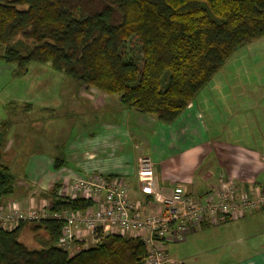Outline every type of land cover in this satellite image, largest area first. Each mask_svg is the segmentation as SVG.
Returning a JSON list of instances; mask_svg holds the SVG:
<instances>
[{
    "label": "trees",
    "instance_id": "trees-1",
    "mask_svg": "<svg viewBox=\"0 0 264 264\" xmlns=\"http://www.w3.org/2000/svg\"><path fill=\"white\" fill-rule=\"evenodd\" d=\"M263 37L264 0H0V60L14 65L17 77L30 64L48 65L168 125L237 50ZM15 188L0 163V204L13 201ZM60 188L41 194L51 211L91 207V201L58 196ZM25 226L45 233L39 249L20 241ZM62 228L52 219L0 228V264H144L142 241L119 234L97 232L94 244L79 243L70 255L57 247Z\"/></svg>",
    "mask_w": 264,
    "mask_h": 264
},
{
    "label": "crops",
    "instance_id": "crops-1",
    "mask_svg": "<svg viewBox=\"0 0 264 264\" xmlns=\"http://www.w3.org/2000/svg\"><path fill=\"white\" fill-rule=\"evenodd\" d=\"M48 68L50 69V67ZM36 69L37 71H33L34 73L28 75L27 72L21 77L26 80V83L23 84L24 87L20 96L15 97L19 104H24V110L31 111L36 107L50 110L61 108V106H66L65 111L69 109L71 111L80 110L82 105L78 99L69 97L67 99L68 103L64 101L65 99L63 100V97L72 90L71 86L62 83L63 88L61 90L63 91L60 94L58 92L60 89L59 84L67 79L66 77L56 72L52 73L45 68ZM80 89L82 100L84 96L91 100L93 110L119 109L118 97L117 99H111L108 97L110 95H103V98H99L97 92L85 89L82 86ZM64 90H66V93H64ZM89 90L90 92H88ZM85 92H88V94H85ZM83 102L85 101L83 100ZM195 107L198 119L202 121L198 105L192 100L173 124H163L156 121L152 116L140 115L133 110H126L121 107L120 120H117L116 126L109 127V125H105L97 129L90 128L85 132L86 139H93L92 142L95 139H106L105 142L111 144L117 152L123 150V146L127 141L126 148L132 150L131 161L123 159V166L120 165L121 169L116 170L118 166L116 165L103 176L121 178L129 188L131 200L134 203L142 204V207L146 209L151 208L149 203L153 201V198L142 194L138 188L137 170L138 160L141 157L151 158L149 159L153 164L154 189L160 196H169L176 191L188 195L203 196L224 185H233L246 192L251 190L259 193L264 190V109H260L258 114L255 111L251 113L255 124H247L245 128L240 129L239 133L237 129L231 128L228 130L227 136L226 132L222 133L220 126H218L219 132L213 131V136L210 138L203 121L193 124L192 128L195 129L193 131L196 132L197 139L175 147L177 139L173 138L177 136L176 133L178 132L189 131V127H191L189 124L192 122L193 117L192 111ZM231 117L238 118L236 113ZM183 118L186 125L179 131L174 124L180 120L182 122ZM193 120H196V118ZM130 123H132L133 131L128 127ZM165 125L168 127H165ZM6 126V129H8L7 137L10 138L14 134L13 132L18 134L12 118L8 120ZM172 126L175 129L171 130ZM25 128L24 122L21 123L18 128L19 134L27 136L28 130H25ZM163 128L167 131L164 130L163 132ZM126 129L127 132H125ZM126 133L127 138H125ZM12 144L9 140L10 147L6 151H10ZM89 149H93L92 143H90V147H86V150ZM104 151L108 153L109 149L106 150L105 148ZM50 166L52 167V162H50ZM90 174L96 173H86L83 178ZM61 177H63L62 174H55L50 178L44 177L39 182L34 183L32 180L29 184L25 181H17L15 192L20 190L29 193L30 188L40 191L44 190L46 188L45 184L49 182L53 187L58 180L60 181L58 184L62 186L71 181H61ZM30 200H32L31 195L26 198H19L16 201L23 206L25 201ZM209 228L211 229L209 230ZM207 230H209V235L212 234L213 236V248L211 246L207 248L210 241L200 242L202 240L200 238L206 234ZM87 243L94 244L90 237H87ZM169 244L172 246L181 244L180 248L183 249V252L188 247L192 248L193 252L190 255L176 261L179 264H264V206L257 212L237 220L223 222L215 228L202 225L188 233L182 242ZM219 248L223 250L219 259L205 257L206 254L214 253L210 251L211 249L216 251ZM218 251L220 252V250ZM201 256L205 258H201Z\"/></svg>",
    "mask_w": 264,
    "mask_h": 264
},
{
    "label": "rangeland",
    "instance_id": "rangeland-1",
    "mask_svg": "<svg viewBox=\"0 0 264 264\" xmlns=\"http://www.w3.org/2000/svg\"><path fill=\"white\" fill-rule=\"evenodd\" d=\"M3 49L0 47V54ZM48 65L30 64L28 66V75L37 71L36 68H45L53 72L47 67ZM16 68L14 65L7 64L0 60V133H4L0 141V163L3 164L9 173L17 181H25L29 184L30 181L39 182L44 177L50 178L55 174H62L61 181L72 180L75 178H83L86 173H96L106 175L108 170L116 165L117 169L123 166L122 160L131 161L130 156L132 150L127 147V141L123 146V150L118 152L112 148L111 144L105 142L106 139H86L85 132L90 128H100L105 125L116 126L117 120L120 118L121 105L113 109H100V111L93 110L91 106L92 101L85 96H80L81 86L77 83L65 79L59 84V94L63 85L71 86L72 90L68 92L63 100L68 103L69 97H74L81 103L79 111L66 110V106L50 110H44L40 107L33 108L31 111L24 110V104H19L15 97L20 96L24 87V80L17 77L15 74ZM27 77V76H26ZM63 83V85H62ZM80 87V88H79ZM83 89V88H82ZM93 92H97L90 89ZM90 90L88 92H90ZM66 90H64V93ZM83 91V90H82ZM84 92V91H83ZM88 92H85V94ZM99 98H103L104 94L97 92ZM264 37L252 42L237 50L225 63L220 71H218L210 82L196 95L193 101L198 105L200 116L207 128V133L212 138V132L220 130L222 133L231 128L237 129L238 133L241 128H245L247 124L252 125V112H257L264 109ZM108 96V95H105ZM111 99L117 96H108ZM6 103H5V102ZM83 103H82V102ZM5 103V104H4ZM258 106V107H257ZM3 111H2V109ZM83 109V110H82ZM237 114V119L232 118L231 115ZM193 117L190 122L189 131L176 133L177 144L175 147L184 145L186 142L197 139V134L192 127L199 121L197 109L192 111ZM256 114V115H257ZM12 118L14 126L17 131L13 132L12 136L7 137L8 129L6 125L8 120ZM185 118V117H184ZM181 120L176 124L177 129L181 131L186 125V121ZM196 118V120H193ZM120 120V119H119ZM252 121V122H251ZM25 124L28 130V135L19 134V125ZM255 124V123H254ZM133 131L132 123L128 126ZM165 127H168L165 125ZM188 127V125H187ZM252 127V126H250ZM192 128V129H191ZM254 128V127H252ZM175 127H171V130ZM167 131L166 129H162ZM188 131V132H187ZM220 131V132H221ZM127 132V129L125 130ZM160 132V131H159ZM219 132V131H218ZM167 133V132H166ZM127 133L125 135V138ZM200 136V135H198ZM202 136V135H201ZM99 138V137H98ZM239 138V137H237ZM243 139V138H242ZM9 140L13 143L10 151H6L10 145ZM91 140V141H90ZM127 140V139H126ZM93 145V149L86 150V147ZM109 146V147H108ZM109 149L106 153L104 149ZM150 155V153H148ZM150 158V157H149ZM151 159V158H150ZM59 160V167L54 168V161ZM52 162V167L50 166ZM121 165V167H120ZM131 166V164H130ZM114 170V169H113ZM109 172V171H108ZM67 173V174H65ZM65 174V175H64ZM37 178H39L37 180ZM57 181V180H56ZM60 183L58 180L55 184ZM68 184V183H67ZM63 184L61 190L65 186ZM23 186V185H22ZM44 190L29 189L28 192L18 190L12 197L13 201L19 198L30 197V201H25L23 208L28 207L31 203H37L41 198V194L47 195L52 188L51 182L45 184ZM18 198V199H17ZM218 226H212L215 228ZM211 228H209L210 230ZM209 230L200 239V242H208L207 248L212 247V234L209 235ZM46 239L43 231L34 235L28 226L23 228L20 236V241L30 250L39 249V240ZM88 245H90L88 243ZM178 245H167L168 255L171 259L179 261L186 255L193 252L192 248H187L183 252ZM174 248V249H171ZM213 248V247H212ZM220 250V252L218 251ZM212 254H206V258L219 259L222 251L220 248ZM185 254V255H184ZM201 256V258H205Z\"/></svg>",
    "mask_w": 264,
    "mask_h": 264
},
{
    "label": "built area",
    "instance_id": "built-area-1",
    "mask_svg": "<svg viewBox=\"0 0 264 264\" xmlns=\"http://www.w3.org/2000/svg\"><path fill=\"white\" fill-rule=\"evenodd\" d=\"M139 191L153 198L151 208L131 200L127 184L119 177L90 174L75 178L58 190V196L91 201L85 211H51L46 199L23 208L15 201L0 204V228L15 229L19 223L52 219L63 223L57 247L73 255L95 243L97 232L138 238L147 256L144 264H179L167 253L169 243L182 242L202 225L218 226L259 211L264 206V190L259 193L224 185L198 196L173 192L160 196L154 189L153 164L148 157L138 160Z\"/></svg>",
    "mask_w": 264,
    "mask_h": 264
}]
</instances>
